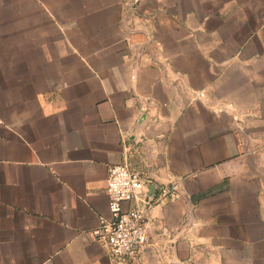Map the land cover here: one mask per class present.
Instances as JSON below:
<instances>
[{
    "label": "crops",
    "instance_id": "obj_1",
    "mask_svg": "<svg viewBox=\"0 0 264 264\" xmlns=\"http://www.w3.org/2000/svg\"><path fill=\"white\" fill-rule=\"evenodd\" d=\"M122 163L151 238L126 264H264V0H24V52L0 47V264H114L93 231Z\"/></svg>",
    "mask_w": 264,
    "mask_h": 264
},
{
    "label": "built area",
    "instance_id": "obj_2",
    "mask_svg": "<svg viewBox=\"0 0 264 264\" xmlns=\"http://www.w3.org/2000/svg\"><path fill=\"white\" fill-rule=\"evenodd\" d=\"M145 179L126 163L108 168L106 192L108 218H100L93 234L107 250L114 264H126L138 259L141 249L151 238L146 223L148 201L144 197ZM134 202L128 209L125 202Z\"/></svg>",
    "mask_w": 264,
    "mask_h": 264
},
{
    "label": "rangeland",
    "instance_id": "obj_3",
    "mask_svg": "<svg viewBox=\"0 0 264 264\" xmlns=\"http://www.w3.org/2000/svg\"><path fill=\"white\" fill-rule=\"evenodd\" d=\"M5 46L24 52V0H0V47Z\"/></svg>",
    "mask_w": 264,
    "mask_h": 264
},
{
    "label": "water",
    "instance_id": "obj_4",
    "mask_svg": "<svg viewBox=\"0 0 264 264\" xmlns=\"http://www.w3.org/2000/svg\"><path fill=\"white\" fill-rule=\"evenodd\" d=\"M145 185H146V183H145ZM142 250V249H141Z\"/></svg>",
    "mask_w": 264,
    "mask_h": 264
}]
</instances>
